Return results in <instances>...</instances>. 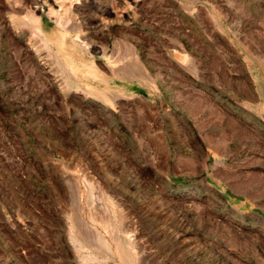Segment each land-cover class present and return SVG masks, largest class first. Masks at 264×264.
<instances>
[{"label": "rangeland", "instance_id": "rangeland-1", "mask_svg": "<svg viewBox=\"0 0 264 264\" xmlns=\"http://www.w3.org/2000/svg\"><path fill=\"white\" fill-rule=\"evenodd\" d=\"M63 1L0 0V264H264V0Z\"/></svg>", "mask_w": 264, "mask_h": 264}, {"label": "bare ground", "instance_id": "bare-ground-1", "mask_svg": "<svg viewBox=\"0 0 264 264\" xmlns=\"http://www.w3.org/2000/svg\"><path fill=\"white\" fill-rule=\"evenodd\" d=\"M73 1V0H72ZM71 1V2H72ZM75 1V0H74ZM138 1H140V0H135L134 2L135 3H137ZM52 3H53V5L54 6H56V7H58V8H62L63 6H64V1L63 0H52ZM78 3V2H77ZM72 5V4H71ZM76 5V4H75ZM61 18L60 19H58V22H63L64 20H61ZM38 23V22H37ZM63 25V24H62ZM59 26V25H58ZM37 30H38V28H37ZM41 30V29H40ZM39 33H40V31H38ZM42 32V31H41ZM56 37V36H55ZM65 37V36H64ZM45 38H47V37H45ZM62 38H63V36H62ZM47 39H49V38H47ZM59 40V39H58ZM61 40V39H60ZM62 40H64V39H62ZM50 41V40H49ZM52 42V41H51ZM63 42V41H62ZM65 44V43H64ZM60 45V44H59ZM66 46V45H65ZM64 46V47H65ZM57 51V50H56ZM58 52V51H57ZM58 54V53H57ZM61 54V53H60ZM63 56V55H62ZM67 56V55H66ZM63 57H65V56H63ZM69 57V56H68ZM69 59V58H68ZM71 60H73V58L71 59ZM68 61V60H67ZM73 62V61H72ZM66 63V62H65ZM67 64V63H66ZM78 64V63H77ZM83 64H85V63H83ZM68 65V64H67ZM80 65H82V64H80ZM68 66H73V65H71V64H69ZM75 66H78V65H75ZM88 67V66H87ZM86 67V68H87ZM90 67V66H89ZM68 68V67H67ZM70 68V67H69ZM84 69V68H83ZM88 69V68H87ZM73 70H74V72H76L77 70L75 69V67H73ZM76 70V71H75ZM82 71V70H81ZM79 72V71H78ZM90 72V71H89ZM94 72V71H93ZM118 73H120V74H123V73H121V72H119V71H117ZM125 72V71H124ZM73 73V72H72ZM82 73H83V71H82ZM95 73V72H94ZM91 74V73H90ZM93 74V73H92ZM86 75V74H85ZM77 76V75H76ZM89 76V75H88ZM95 76V75H94ZM82 77V76H81ZM71 231H70V236H71V239L73 240V242H78V240H77V237H76V235L74 234V231H73V229H70ZM101 236V237H100ZM98 238L100 239V241H99V243L101 244H99L100 245V247H104L106 250H108L111 254H113V253H115L114 251H116V250H114L113 251V249L114 248H112V246H113V244L111 245L110 244V242H108L102 235H100ZM115 241V240H114ZM112 242V241H111ZM118 242V241H117ZM76 244V243H75ZM79 244V243H78ZM77 244V245H78ZM115 244H116V242H115ZM115 244H114V246H115ZM120 244H122L123 245V243H120ZM131 244V243H130ZM130 244H127V246L128 245H130ZM117 245H119V243H117ZM121 245V246H122ZM126 246V247H127ZM131 247H132V245H131ZM116 248V247H115ZM124 248H125V245H124ZM119 249H120V245H119ZM118 249V250H119ZM121 249H122V247H121ZM126 249V248H125ZM124 249V250H125ZM118 250H117V252H118ZM120 251V250H119ZM122 252H123V249H122ZM121 252V253H122ZM132 252V251H131ZM116 254L117 253H115V256H116ZM123 254V256L125 255V253L123 252L122 253ZM119 255V254H118ZM114 256V255H113ZM119 257V256H118ZM122 257V256H121ZM125 257H126V255H125ZM124 258V257H123Z\"/></svg>", "mask_w": 264, "mask_h": 264}]
</instances>
